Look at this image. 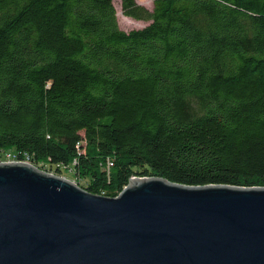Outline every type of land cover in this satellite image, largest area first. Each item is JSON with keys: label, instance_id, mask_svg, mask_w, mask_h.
<instances>
[{"label": "trees", "instance_id": "16d2710c", "mask_svg": "<svg viewBox=\"0 0 264 264\" xmlns=\"http://www.w3.org/2000/svg\"><path fill=\"white\" fill-rule=\"evenodd\" d=\"M0 0V157L116 196L264 186V0Z\"/></svg>", "mask_w": 264, "mask_h": 264}, {"label": "water", "instance_id": "95a60500", "mask_svg": "<svg viewBox=\"0 0 264 264\" xmlns=\"http://www.w3.org/2000/svg\"><path fill=\"white\" fill-rule=\"evenodd\" d=\"M0 264H264V186L134 176L106 196L0 161Z\"/></svg>", "mask_w": 264, "mask_h": 264}, {"label": "rangeland", "instance_id": "374dc122", "mask_svg": "<svg viewBox=\"0 0 264 264\" xmlns=\"http://www.w3.org/2000/svg\"><path fill=\"white\" fill-rule=\"evenodd\" d=\"M135 1L138 4L144 6V7L148 8V9L152 8L153 0H135ZM113 4H114L115 12H116L117 23H118V26H119L120 29H122V30H130V29H134V28H141V27H143V26H145L146 24L149 23V21L138 20V19H134V18L125 16L122 13L120 0H113ZM29 163H31V162H29ZM48 172L54 174L53 171L49 170ZM60 174H61V176L65 177V178H67V179H69V180H71L73 182H76L75 181V176L73 174V170L72 169L63 167V169H62ZM79 183L81 185L83 182L79 181Z\"/></svg>", "mask_w": 264, "mask_h": 264}, {"label": "built area", "instance_id": "2783aa9c", "mask_svg": "<svg viewBox=\"0 0 264 264\" xmlns=\"http://www.w3.org/2000/svg\"><path fill=\"white\" fill-rule=\"evenodd\" d=\"M1 155L2 156L0 157V161H24V162H28V160H26V159H24V160L18 159L17 157H15L14 155H12L10 153H3Z\"/></svg>", "mask_w": 264, "mask_h": 264}]
</instances>
